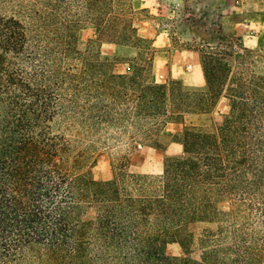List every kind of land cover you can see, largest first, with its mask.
I'll use <instances>...</instances> for the list:
<instances>
[{
    "label": "trees",
    "instance_id": "obj_1",
    "mask_svg": "<svg viewBox=\"0 0 264 264\" xmlns=\"http://www.w3.org/2000/svg\"><path fill=\"white\" fill-rule=\"evenodd\" d=\"M117 4L17 0L0 12V264H264V55L232 60L230 44L206 45L203 91L149 81L143 65L115 74L76 43L86 20L114 30ZM222 95V122L185 126L186 155L158 175L129 172L123 157L97 180L88 156L54 130L60 120L88 135L152 138ZM226 195L227 211L218 207ZM197 222L214 225L199 238L201 259L168 255L169 242L188 250Z\"/></svg>",
    "mask_w": 264,
    "mask_h": 264
},
{
    "label": "rangeland",
    "instance_id": "obj_2",
    "mask_svg": "<svg viewBox=\"0 0 264 264\" xmlns=\"http://www.w3.org/2000/svg\"><path fill=\"white\" fill-rule=\"evenodd\" d=\"M17 0H0V12L10 15ZM121 20L112 31H105L86 20L77 34V48L98 53L115 74H133L143 65L144 75L152 82L179 80L190 91L206 90L207 84L201 65L200 49L206 45L230 44L235 53L232 60H263L264 55V0H116ZM136 32L132 39H123L115 31ZM261 69H264L261 68ZM230 110L224 95L213 109L204 114H188L178 121H170L152 138L142 136L122 140L108 134L88 135L78 125L56 123L54 130L73 140L74 152L87 156L86 170L97 180L114 176L123 157L127 170L134 174L158 175L169 158L186 155L179 136L185 126L212 129L221 123ZM234 199L222 196L218 207L230 210ZM89 210L86 217H90ZM208 223H193L189 231L193 239L185 252L178 242H169L170 256L201 259L199 238Z\"/></svg>",
    "mask_w": 264,
    "mask_h": 264
}]
</instances>
